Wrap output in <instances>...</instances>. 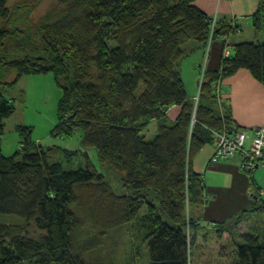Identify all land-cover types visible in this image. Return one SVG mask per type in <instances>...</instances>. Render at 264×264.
Returning a JSON list of instances; mask_svg holds the SVG:
<instances>
[{
  "label": "trees",
  "instance_id": "1",
  "mask_svg": "<svg viewBox=\"0 0 264 264\" xmlns=\"http://www.w3.org/2000/svg\"><path fill=\"white\" fill-rule=\"evenodd\" d=\"M197 1L61 0L63 13L46 15L35 25L43 52L20 57L0 52V68L16 72L5 85H15L24 75H55L63 89L55 133L71 136L80 130L87 159L84 166L66 168L57 158L79 152L44 148L25 125L18 126L23 141L13 155L0 146V264H94L85 255L126 223L136 224L132 235L141 242L135 248H143L144 264H198L192 259L200 224L191 207L205 204L207 194L193 161L214 142L211 130L242 128L209 102L219 95L220 81L241 69L264 84V42L228 43V55L224 45L220 69L204 71L196 109L182 62L195 48L206 49L235 28L232 19L209 15ZM7 3L0 0L2 19L12 16ZM252 23L258 31L264 27V0ZM19 30L0 27V46ZM3 83L0 137L5 120L16 111ZM175 105L182 110L169 122ZM152 120L160 122L158 133L147 140L143 131ZM90 149L102 170L91 161ZM112 172L118 188L109 180ZM253 197L233 226L228 221L215 225L216 244L204 264H264V228L250 217L264 218V194ZM2 218L34 224L41 233L32 236L28 228ZM143 253L130 264H138Z\"/></svg>",
  "mask_w": 264,
  "mask_h": 264
},
{
  "label": "rangeland",
  "instance_id": "2",
  "mask_svg": "<svg viewBox=\"0 0 264 264\" xmlns=\"http://www.w3.org/2000/svg\"><path fill=\"white\" fill-rule=\"evenodd\" d=\"M32 2H34V0H8L7 7L11 10L12 16L9 19H2V17H0V27L5 25V28L14 29L17 26L20 28V32L19 35H15L12 39H8V45L0 46L1 53L17 54L18 57H20L27 54H39L44 51V43L42 38L38 37L37 26L35 27V25H37L40 19L46 15L56 16L63 13L66 6L61 0H40L37 7L31 9ZM247 19H240V24H238L239 29H237L235 23H233V26L235 27L233 31L235 29L237 30L234 32L232 31L229 35L221 37L225 41V46L230 43L229 41H232V43L240 41L264 42V27L261 31H258V29L253 26L252 20ZM212 42L213 41L210 42L208 48L204 51L195 48V52L185 58L181 65V70L188 77L192 64H196V66H192L195 72V77L197 78V84L192 93V97L195 100L199 97V83L204 79L203 73L208 68V55L211 54ZM189 46H193V44H189ZM188 48L187 45V50ZM227 49L231 50L232 46H227ZM196 53L197 55H194ZM198 59H201L200 62H198ZM15 76L16 72L8 73L4 71V68H0V80L4 82L1 88L7 97L14 99L16 105V111L5 120V132L0 137V146L3 153L10 156L21 147L23 135L19 132L18 126L25 125L31 127L33 139L37 143L43 145L44 148L58 146L62 151L70 149L79 152L72 156H69L68 153H62V156L57 158L64 163L66 168L84 166L87 159L85 149L81 143L82 132L80 130L74 131L71 136H62L55 133L61 120L59 106L63 95V89L57 83L55 75L53 73L24 75L15 85H5L6 82H12ZM219 101H221V98L218 95L214 102H211V106H213L217 112L219 111ZM159 125L160 122L158 120H152L150 122L147 128L143 131L147 140L155 138L158 133ZM213 151V144L205 145L195 156L194 165L196 169L204 172L203 177L208 186L228 185L230 183L229 178L225 180L223 177L221 182H218L212 173H208L209 171H212V169H209L211 166L208 168V165ZM88 155L96 167L99 170H102L96 151L90 149L88 150ZM257 171L261 172L262 167ZM112 173L113 174L109 175V180L117 187L118 184L120 185V182L117 180L118 175L115 172ZM257 180L256 181L259 184L263 183L259 178H257ZM254 188L256 189V186H254ZM256 190L258 192V189ZM207 205L208 204L205 203L203 205L192 206L191 216L194 217L195 215L200 214L203 217L204 208ZM238 214L228 219L229 224L227 226H233L235 224ZM254 214L259 215L258 212H255ZM250 217L257 221L261 228H264V225H262L264 224L263 217L254 215ZM2 219L5 220V218ZM5 221L7 223L20 224L23 231L28 228L27 231L32 236H38L41 233L34 224L26 226L18 219H12V221L6 219ZM219 223L220 222L214 224L210 221H204L202 225L197 228V238L193 248L194 256L192 259L194 263L196 261L198 264H204V262H206L211 256L210 254L214 251V245L216 244L215 242L217 239V228L215 225ZM133 224L134 223H126L110 231L105 237L104 243L99 248L88 252L85 255V258L88 261L95 262L94 264L132 263L135 255H139L140 252L143 253V248H140V250L135 248V244H138L140 241L139 238L137 239L138 242L134 241L135 237L132 234H134L133 230L136 231V228H132ZM212 225L213 227H211ZM143 246L146 251V245ZM138 257L140 258L138 264H144V253L142 257Z\"/></svg>",
  "mask_w": 264,
  "mask_h": 264
},
{
  "label": "crops",
  "instance_id": "3",
  "mask_svg": "<svg viewBox=\"0 0 264 264\" xmlns=\"http://www.w3.org/2000/svg\"><path fill=\"white\" fill-rule=\"evenodd\" d=\"M197 4L209 15H215L219 19L230 18L235 25H238L241 18L252 20V15L258 9L259 0H198ZM223 41L222 38L214 40L211 44V54L208 55L209 70L216 71L220 69L221 55L225 44ZM229 42L232 43V41ZM194 55H197V53ZM200 60L198 59V62ZM192 66H196V64H192ZM192 66L188 77L181 70L190 98L197 84ZM219 85L221 101L218 103V113L221 116L230 115L234 127L239 126L250 129L264 125V84L255 78L249 70L241 69L235 74L222 79ZM211 102H214V100ZM211 102H209V105ZM181 110L182 106L180 105L172 106L168 112V121H174ZM209 144L214 145V143ZM194 162L195 159L193 161L194 169L204 176V172L196 169ZM261 167V172H258L257 169L251 175H247L234 160H223L214 165H208V168L212 169L208 173H212L218 182H221L224 177L225 180L229 178L230 183L222 186H208L204 179L207 194L206 203L208 205L204 208L203 217L200 214L194 216L195 219H198L200 226L204 221H210L214 224L228 221L230 217H234L242 210L251 207L254 203L253 195L259 193V191L262 192V188L264 189V166ZM257 178L263 183L259 184ZM254 186H256L258 192Z\"/></svg>",
  "mask_w": 264,
  "mask_h": 264
},
{
  "label": "built area",
  "instance_id": "4",
  "mask_svg": "<svg viewBox=\"0 0 264 264\" xmlns=\"http://www.w3.org/2000/svg\"><path fill=\"white\" fill-rule=\"evenodd\" d=\"M214 28L213 25L212 30ZM224 51V55L230 54L227 47ZM213 131L217 135V142L209 160V165H214L223 159L237 155L241 157V167L246 172L253 170L258 163L264 165V125L252 128V135L249 131L234 130L229 127L224 128L222 131Z\"/></svg>",
  "mask_w": 264,
  "mask_h": 264
},
{
  "label": "bare ground",
  "instance_id": "5",
  "mask_svg": "<svg viewBox=\"0 0 264 264\" xmlns=\"http://www.w3.org/2000/svg\"><path fill=\"white\" fill-rule=\"evenodd\" d=\"M204 83V80H201V82L199 83V89L201 90V86H202V84ZM220 84V83H219ZM217 85V90H218V94H220V85ZM198 104H199V98L197 99V100H195V107H196V109H197V106H198ZM256 127V126H255ZM254 128V127H253ZM242 130H246V131H249V133H250V135H252V133H251V129L252 128H250V129H245V128H241ZM212 131V134H213V136H214V149L216 148V142H217V135H216V133H215V131H213V130H211ZM223 160H234L238 165H239V168L241 169V170H243V168L241 167V157L239 156V155H237V156H232V157H229V158H226V159H223ZM222 160V161H223ZM261 166H264L263 164H261V163H258L257 165H256V167L253 169V170H251V171H249V172H246L245 170H243L247 175H251L255 170H257V169H259ZM261 191H259V193H260ZM261 194H264V189L262 188V192H261Z\"/></svg>",
  "mask_w": 264,
  "mask_h": 264
}]
</instances>
